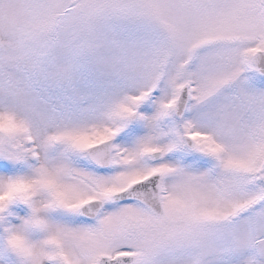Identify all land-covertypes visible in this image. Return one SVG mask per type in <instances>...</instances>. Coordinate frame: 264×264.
I'll list each match as a JSON object with an SVG mask.
<instances>
[{
  "label": "snow or ice",
  "instance_id": "snow-or-ice-1",
  "mask_svg": "<svg viewBox=\"0 0 264 264\" xmlns=\"http://www.w3.org/2000/svg\"><path fill=\"white\" fill-rule=\"evenodd\" d=\"M0 264H264V0H0Z\"/></svg>",
  "mask_w": 264,
  "mask_h": 264
}]
</instances>
